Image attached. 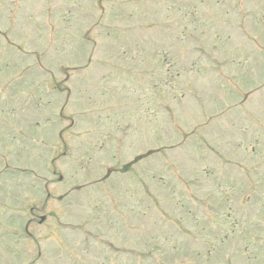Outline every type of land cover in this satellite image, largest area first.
I'll return each mask as SVG.
<instances>
[{
	"label": "rangeland",
	"instance_id": "obj_1",
	"mask_svg": "<svg viewBox=\"0 0 264 264\" xmlns=\"http://www.w3.org/2000/svg\"><path fill=\"white\" fill-rule=\"evenodd\" d=\"M189 1L0 0V264H264V0Z\"/></svg>",
	"mask_w": 264,
	"mask_h": 264
}]
</instances>
